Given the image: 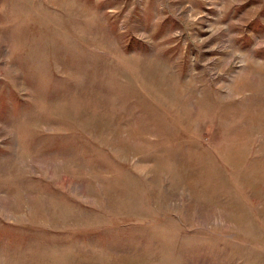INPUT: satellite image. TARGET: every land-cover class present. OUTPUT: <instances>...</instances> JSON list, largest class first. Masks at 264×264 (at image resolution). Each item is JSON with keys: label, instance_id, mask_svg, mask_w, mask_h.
<instances>
[{"label": "rangeland", "instance_id": "rangeland-1", "mask_svg": "<svg viewBox=\"0 0 264 264\" xmlns=\"http://www.w3.org/2000/svg\"><path fill=\"white\" fill-rule=\"evenodd\" d=\"M0 264H264V0H0Z\"/></svg>", "mask_w": 264, "mask_h": 264}]
</instances>
